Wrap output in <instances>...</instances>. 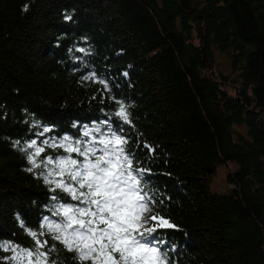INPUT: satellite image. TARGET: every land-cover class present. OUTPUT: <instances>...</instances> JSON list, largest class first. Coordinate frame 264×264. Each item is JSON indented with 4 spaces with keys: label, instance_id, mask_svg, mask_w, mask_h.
<instances>
[{
    "label": "trees",
    "instance_id": "obj_1",
    "mask_svg": "<svg viewBox=\"0 0 264 264\" xmlns=\"http://www.w3.org/2000/svg\"><path fill=\"white\" fill-rule=\"evenodd\" d=\"M93 70L111 93L83 79ZM110 95L151 169L152 213L177 226L158 236L170 264H264V0H0V241L30 246L17 218L37 229L54 195L14 142L99 136L118 123ZM229 161L230 191H211Z\"/></svg>",
    "mask_w": 264,
    "mask_h": 264
},
{
    "label": "snow or ice",
    "instance_id": "obj_2",
    "mask_svg": "<svg viewBox=\"0 0 264 264\" xmlns=\"http://www.w3.org/2000/svg\"><path fill=\"white\" fill-rule=\"evenodd\" d=\"M83 79L93 80L111 93L109 82L94 70ZM109 99L118 105L109 114L118 123L113 127L111 119H105L102 123L107 130L94 129L99 136L86 130L83 137L88 139L73 140L66 135L59 141L45 139L43 146L35 139L23 146L14 142L26 155L27 171L42 177L54 195L50 196V214L42 216L37 229L17 218L30 246L0 241V251L10 253L0 257L5 264H57L51 256L57 245L74 254V264H170L167 251H161L164 241L158 236L177 226L152 213L157 201L148 189L151 169L134 164L135 153L128 149L130 136L124 132L125 125H133L128 106L115 96ZM50 131L44 128L39 135ZM142 147L155 151L150 145ZM48 148L62 149L63 154L45 155Z\"/></svg>",
    "mask_w": 264,
    "mask_h": 264
},
{
    "label": "rangeland",
    "instance_id": "obj_3",
    "mask_svg": "<svg viewBox=\"0 0 264 264\" xmlns=\"http://www.w3.org/2000/svg\"><path fill=\"white\" fill-rule=\"evenodd\" d=\"M220 62L219 68L225 72H231V66L225 55H218ZM238 130L245 132V126H236ZM238 169V164L235 161H229L227 163H220L217 165L216 172L213 178L209 182V187L213 192L227 193L230 191V184L226 178L228 173Z\"/></svg>",
    "mask_w": 264,
    "mask_h": 264
}]
</instances>
